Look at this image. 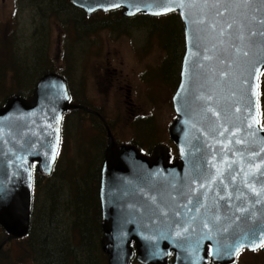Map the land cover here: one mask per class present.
Instances as JSON below:
<instances>
[{
  "label": "water",
  "instance_id": "95a60500",
  "mask_svg": "<svg viewBox=\"0 0 264 264\" xmlns=\"http://www.w3.org/2000/svg\"><path fill=\"white\" fill-rule=\"evenodd\" d=\"M86 16L177 13L185 53L168 129L177 160L116 146L107 130L100 170L101 252L107 264H235L264 247V0H68ZM69 104L65 80L46 73L29 99L0 108V229L28 235L34 171L52 173ZM134 245V251L131 246Z\"/></svg>",
  "mask_w": 264,
  "mask_h": 264
},
{
  "label": "rangeland",
  "instance_id": "374dc122",
  "mask_svg": "<svg viewBox=\"0 0 264 264\" xmlns=\"http://www.w3.org/2000/svg\"><path fill=\"white\" fill-rule=\"evenodd\" d=\"M43 2L0 0V99L1 93L30 96L42 70H53L66 78L74 99L71 105L82 104L98 112L116 146L141 151L146 159L155 155V149L169 153L173 149L176 158L168 129L176 116L172 98L184 49L183 27L177 16L127 19L121 11H115L96 13L87 19L71 8L53 19ZM63 18L69 20L66 27ZM261 76L264 106V71ZM2 103L0 100V106ZM261 125L264 128V120ZM61 136L53 173L39 178L35 200V207L47 214L54 199L49 201L46 192L55 193L54 221L41 226L43 236L51 235L48 244L62 237L75 243L69 203L81 198L80 205L85 207L87 195L84 198L83 192H93L90 199L93 201L96 195L98 202L107 145L101 122L76 109L65 115ZM78 191L81 194L76 196ZM28 243L26 239L10 242L0 256V264H34ZM101 254L107 264V257ZM132 264L139 263L134 260ZM168 264H173V257ZM236 264H264V249L243 252Z\"/></svg>",
  "mask_w": 264,
  "mask_h": 264
},
{
  "label": "trees",
  "instance_id": "16d2710c",
  "mask_svg": "<svg viewBox=\"0 0 264 264\" xmlns=\"http://www.w3.org/2000/svg\"><path fill=\"white\" fill-rule=\"evenodd\" d=\"M42 4L45 1L46 7L49 9L48 12L51 14L50 18L56 17L57 15L61 17L60 13L63 11H68L73 8L67 0H39ZM57 2V3H56ZM55 8H59L58 10H54ZM51 9V10H50ZM57 17V18H59ZM65 20V27L68 23V18H63ZM75 24H76V20ZM45 68V67H44ZM42 69V67H36L35 70ZM52 72L53 70H42L40 75L45 73ZM58 74V73H56ZM62 77L61 74H58ZM64 78V77H63ZM66 80V78H64ZM70 95V93H69ZM18 97L20 98H29V96L24 97L23 94L18 93ZM70 103H74V99L70 96ZM76 105V104H75ZM82 105V104H80ZM79 106V104H78ZM99 174V173H98ZM40 179L35 175L33 181V198H32V209L30 215V227L29 233L26 239L28 243V251L31 253L32 261L34 264H105V258L101 254L100 251V239H101V231H100V207L97 202V198L95 195V199L92 201L90 199V195L93 193L83 192V197L87 195V203L85 207H82L81 198L73 200L69 203L72 206L73 210V220L71 222V226L73 227V231L75 233V243L71 244L70 240L67 237L62 238H53L51 244H48V238L51 239V235L43 236L42 234V225H51L54 221V215L56 211V201H55V193L52 191L46 192V197L49 201H54L51 204L50 212L47 214L35 207V200L38 198V187L40 185ZM36 194V195H35ZM81 191H78L75 195H80ZM93 207L91 206V203ZM81 206V207H80ZM71 212V214H72ZM84 217H81V216ZM6 235L0 229V244L5 240ZM22 239V240H24ZM59 240V241H57ZM20 241V240H19ZM17 242V241H11ZM10 243V242H9ZM8 243V244H9ZM6 244L5 247L8 245ZM78 246V250L76 249ZM4 247V248H5ZM4 248L0 251V256ZM52 252V253H51ZM3 256V255H2Z\"/></svg>",
  "mask_w": 264,
  "mask_h": 264
},
{
  "label": "flooded vegetation",
  "instance_id": "af4514ba",
  "mask_svg": "<svg viewBox=\"0 0 264 264\" xmlns=\"http://www.w3.org/2000/svg\"><path fill=\"white\" fill-rule=\"evenodd\" d=\"M74 9H76V8H74ZM76 10L79 11V12H81L82 14H85L80 9H76ZM118 11H121V10H118ZM113 12H115V11H113ZM97 13H101V12H97ZM108 13H110V12H108ZM94 14H96V13H94ZM94 14H92L90 16H86L85 15V18L88 19L89 17H92ZM103 14H107V13H103ZM121 16H122V11H121ZM141 16L142 17H146V16H143V15H136V16H134L132 18H127V19L141 18ZM124 18H126V17H124ZM146 18H154V17H146ZM10 79L12 81H14L13 76H11ZM12 97H18V93L16 95H13V96H10V97H8V95L6 93H1V99L0 100H2L3 103L1 104L0 108L6 103V101H8ZM79 107H80V109H78L77 112H80V113L85 114L87 117L93 119L94 121L101 122V124L103 126V129L105 130L106 137H107L108 125L106 124L105 120L100 116V114L98 112L90 109V108L84 107L83 105H80ZM263 110H264V106H263V96H262L261 88L259 87V120H260V123H261V120H264V111ZM108 131H109V129H108ZM168 152H169V150H168ZM172 152H173V149H172V151L170 150V153H169L170 154V157H171V162L177 159V157L176 158L173 157L174 155L172 154ZM139 153L141 155H143L141 153V151H139ZM133 261H134V259L132 260V262ZM132 262L130 264H132Z\"/></svg>",
  "mask_w": 264,
  "mask_h": 264
},
{
  "label": "bare ground",
  "instance_id": "6f19581e",
  "mask_svg": "<svg viewBox=\"0 0 264 264\" xmlns=\"http://www.w3.org/2000/svg\"><path fill=\"white\" fill-rule=\"evenodd\" d=\"M69 4H70V3H69ZM70 5H71V4H70ZM71 6H72V5H71ZM90 30H91V29H90ZM124 32H125V31H124ZM84 107H85V106H84ZM66 114H68V112H67ZM66 114H65V115H66Z\"/></svg>",
  "mask_w": 264,
  "mask_h": 264
}]
</instances>
